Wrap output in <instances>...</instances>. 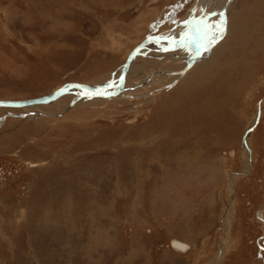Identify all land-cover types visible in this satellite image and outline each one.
<instances>
[{
	"label": "rangeland",
	"instance_id": "rangeland-1",
	"mask_svg": "<svg viewBox=\"0 0 264 264\" xmlns=\"http://www.w3.org/2000/svg\"><path fill=\"white\" fill-rule=\"evenodd\" d=\"M196 2L0 0V100L115 83ZM228 6L118 96L0 108V264H209L228 237L217 264H264V0Z\"/></svg>",
	"mask_w": 264,
	"mask_h": 264
},
{
	"label": "bare ground",
	"instance_id": "bare-ground-1",
	"mask_svg": "<svg viewBox=\"0 0 264 264\" xmlns=\"http://www.w3.org/2000/svg\"><path fill=\"white\" fill-rule=\"evenodd\" d=\"M232 0H223L222 2H219V3H217L215 6L214 5H211V2H210V0H197V2H196V4L198 3V4H200V3H202V7H203V11L201 12V14L200 15H198L199 17H200V20H202V19H204V20H202L203 22L206 20V27L208 26H210V23L209 22H212V21H214V20H222V17H224V15H225V11L228 9V5L230 4V2H231ZM196 6V5H195ZM195 6H194V8H195ZM212 6H214V7H212ZM194 8L192 9V11H191V13H192V15H193V13H194ZM217 8V10H214V9H216ZM196 9H197V7H196ZM196 11V10H195ZM211 13V15L209 16V14ZM196 16V15H195ZM198 16H196V17H198ZM194 18V17H193ZM214 18V19H213ZM211 19V20H210ZM203 22H201V25L203 24ZM209 23V24H208ZM197 25V24H196ZM196 25H195V27H196ZM179 27H183V24H182V22H180L179 24H178V26H176V28H174V29H171L170 31H168L167 32V34H169V37L170 38H172V39H180V37H182V36H184V34L185 33H183L181 30L182 29H180ZM194 27V28H195ZM203 27V26H202ZM179 28V29H178ZM193 28V29H194ZM209 29V28H208ZM198 30V29H197ZM202 29H200V30H198V31H194V33L193 34H198V33H201L202 31H201ZM178 31H180V36H179V38H177L178 36H174L173 37V35L174 34H177V32ZM207 32H205L204 34H202L201 35V37L200 38H192V39H190V40H187L186 42H184L183 44H171V43H168V44H165V43H163V44H165V45H167V46H169L168 48H167V50H170V52L171 51H173V49L175 50V49H177L179 46H184V44L186 45V43L187 42H189V41H192V40H195V41H197V44H198V52L196 53V58L197 57H199V55L201 54V52H202V50H203V48H204V37H205V34H206ZM166 34V33H165ZM153 43H160L161 44V42H157V41H153V42H151V44L150 45H152ZM188 44V43H187ZM149 45V46H150ZM149 46H148V48H149ZM161 47H162V45H161ZM147 48V49H148ZM144 50H146V49H144ZM143 50V51H144ZM166 50V51H167ZM159 51V50H158ZM163 52V51H162ZM140 53H142V51L140 52ZM139 55V54H138ZM137 55V56H138ZM136 56V57H137ZM136 57L133 59V61H132V63H131V65L133 64V62L135 61V59H136ZM197 64V63H196ZM130 65V66H131ZM129 66V68H130V70H131V68L133 67V66H131L130 67ZM195 67V66H194ZM129 68L128 69H126V71L124 72V74H125V85H126V80H127V76H129V73H130V70H129ZM122 69H123V67H122ZM121 69V72H120V74H119V77H117L118 79L117 80H115L116 82L115 83H112V82H114V81H111L110 83H108V84H106V85H104V86H101V87H98L99 89H100V91H103V92H112V91H115V90H117V88H118V86H119V84H120V76H121V74H122V72H123V70ZM129 70V71H128ZM128 71V72H127ZM179 75V74H178ZM117 83V84H116ZM79 84H82V83H79ZM66 85V84H65ZM64 85V86H65ZM87 85V84H86ZM93 87V86H92ZM124 89H125V87H124ZM74 92H78V94H79V96H81V97H84L83 95H85V97H90V98H100V97H94L93 96V94H90V93H88V91H86V90H82V89H80V88H74ZM40 97H42V96H40ZM112 97H115V96H112ZM36 98H38V97H36ZM105 98H107V97H105ZM111 98V97H110ZM34 99V98H33ZM1 100H3V101H7V99H1ZM11 99H9L8 101H10ZM28 100H30V99H28ZM11 101H16V102H19V103H21V102H23V100H11ZM25 101V100H24ZM53 101H55V100H53ZM52 102V101H51ZM40 104H47V103H35V104H30V105H27V106H0V108H4V107H10V108H17V107H24V108H26V107H30V106H37V105H40ZM261 111H263V109H262V107H261ZM260 115V114H259ZM189 129H191V128H189ZM191 131V130H190ZM194 133V132H193ZM192 134V133H191ZM246 140H247V142L245 143L246 144V146L248 147V137L246 138ZM159 161V160H158ZM251 161H248L247 162V166L248 167H251ZM247 169V168H246ZM247 173H249V171H241V172H239V173H235L238 177L239 176H242V175H244V174H247ZM231 174V173H230ZM232 179V181H231V186L233 187V196H232V198H235L236 199V192H235V179H236V177H232L231 178ZM229 202L233 205V201L230 199L229 200ZM232 205L230 206V207H228V208H226L225 209V212H224V218H226L227 220H228V222H229V220L231 219V218H229V214H230V216L232 215L231 213H232ZM228 225L229 224H225L224 225V227H225V229H226V231H227V233H228ZM176 243V244H175ZM223 243H225V244H223L222 246H221V248H220V251L218 252V253H216L215 255H214V258H213V260L209 263V264H217L218 263V261L223 257V255H224V253L228 250V248H229V243H230V240H229V237H228V239H226ZM174 245H176L177 247H179V248H181L182 250H186L187 249V245L186 244H184V243H181V242H179V241H175L174 243H173ZM176 246H175V248H176Z\"/></svg>",
	"mask_w": 264,
	"mask_h": 264
},
{
	"label": "water",
	"instance_id": "water-1",
	"mask_svg": "<svg viewBox=\"0 0 264 264\" xmlns=\"http://www.w3.org/2000/svg\"><path fill=\"white\" fill-rule=\"evenodd\" d=\"M197 1V0H196ZM199 1V0H198ZM198 3L196 4L194 11L197 10L196 7H198ZM211 15V13L209 14V16ZM196 24H201L200 22V17H191L188 18L186 21L183 22L184 25V29L181 30L184 34V36L180 37V39H172L169 37V34H164V33H159V34H153L150 35L148 37H146L144 39V41H142L139 45H137L129 54L125 64L123 65V72L120 76V84L117 88V90L110 92H103L100 91V89L98 87H92L86 84H79L77 82H70L67 83L65 86H61L58 89H56L55 91L51 92L50 94H46L43 95L42 97H38V98H34V99H30V100H23V102L19 103L16 101H3L0 100V106H27L30 104H35V103H49L53 100L58 99L59 97L68 94L70 92L74 93V88H80L82 90H86L88 91V93L93 94L94 97H100V98H105V97H112V96H118L120 95L125 89V74L124 72L126 71V69L129 68V66L131 65L133 59L140 54V52L144 49H147L148 46L151 44V42L153 41H157V42H161V43H171V44H183L184 42H186L187 40H190L192 38H200L202 34H204L205 32H207L208 30V26L206 27V20L203 22L202 24V32L198 33V34H191V31L193 30V28L195 27ZM78 93V92H76ZM254 126L250 127L247 131V135L249 132H251L253 130ZM247 137L244 138V143L247 142L246 140Z\"/></svg>",
	"mask_w": 264,
	"mask_h": 264
},
{
	"label": "crops",
	"instance_id": "crops-1",
	"mask_svg": "<svg viewBox=\"0 0 264 264\" xmlns=\"http://www.w3.org/2000/svg\"><path fill=\"white\" fill-rule=\"evenodd\" d=\"M151 50H153V49H151Z\"/></svg>",
	"mask_w": 264,
	"mask_h": 264
}]
</instances>
